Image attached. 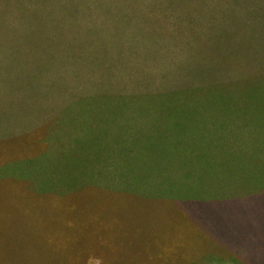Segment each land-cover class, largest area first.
<instances>
[{"label": "trees", "instance_id": "16d2710c", "mask_svg": "<svg viewBox=\"0 0 264 264\" xmlns=\"http://www.w3.org/2000/svg\"><path fill=\"white\" fill-rule=\"evenodd\" d=\"M9 1L0 183L64 215L86 192L129 206L174 199L195 212L199 264H264V189L249 188L263 174L242 169L264 140L235 149L202 131L230 112L264 136V0H16L10 12ZM12 13L33 24L16 32Z\"/></svg>", "mask_w": 264, "mask_h": 264}, {"label": "rangeland", "instance_id": "374dc122", "mask_svg": "<svg viewBox=\"0 0 264 264\" xmlns=\"http://www.w3.org/2000/svg\"><path fill=\"white\" fill-rule=\"evenodd\" d=\"M93 1H85L84 8L93 6ZM15 3L16 0L8 2L9 12ZM111 12L114 10L107 9L105 14ZM14 14H5L4 20L16 32L33 24L25 15L14 20ZM40 26L45 25L40 22ZM34 43L37 45L38 40ZM4 85L2 81V87ZM243 107L247 111L252 110L247 105ZM256 109L264 111V107ZM216 119L220 123L219 118ZM222 122L227 124H215V134L211 129H203V133L215 135L216 140L235 146V149H238V143L264 140L262 133L251 125L249 116L234 121L228 112ZM198 136L197 133L195 137ZM257 154L256 162L242 168L263 174L249 181L250 190L256 187L264 189V157ZM8 158L0 153V164ZM232 166L240 171L235 164ZM251 183L256 187L251 188ZM24 186L27 185L0 183V264H189L193 258L198 259L196 263L199 264L208 257H199L203 252L197 247L200 232L193 225L195 212L184 209L188 206L177 200L162 204L136 202L129 206L125 205L127 201L115 203L112 198L113 202L107 200L106 193L86 192L74 197L73 203L77 207L64 215L59 209L47 205L39 211V204L30 199L32 195L29 193L33 191L28 186L26 190ZM263 197L259 196L257 200ZM205 206L215 208V213L224 210L217 204L196 208ZM205 240L204 249H210L209 242ZM171 244H177L173 251L178 253H164Z\"/></svg>", "mask_w": 264, "mask_h": 264}]
</instances>
